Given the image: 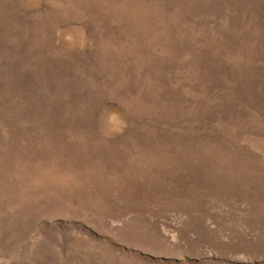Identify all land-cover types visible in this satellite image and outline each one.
<instances>
[{"label": "rangeland", "instance_id": "rangeland-1", "mask_svg": "<svg viewBox=\"0 0 264 264\" xmlns=\"http://www.w3.org/2000/svg\"><path fill=\"white\" fill-rule=\"evenodd\" d=\"M0 264H264V0H0Z\"/></svg>", "mask_w": 264, "mask_h": 264}]
</instances>
